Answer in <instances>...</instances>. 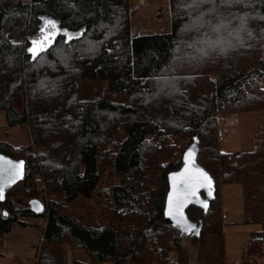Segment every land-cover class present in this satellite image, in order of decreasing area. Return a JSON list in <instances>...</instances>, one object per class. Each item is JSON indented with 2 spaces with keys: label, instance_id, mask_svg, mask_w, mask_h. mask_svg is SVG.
I'll use <instances>...</instances> for the list:
<instances>
[{
  "label": "trees",
  "instance_id": "obj_1",
  "mask_svg": "<svg viewBox=\"0 0 264 264\" xmlns=\"http://www.w3.org/2000/svg\"><path fill=\"white\" fill-rule=\"evenodd\" d=\"M169 2V31L133 35L130 0H0V110L30 134L18 145L0 135V151L27 165L0 199V246L26 225L20 215L47 214L38 264H67L66 245L90 257L73 264H190L163 210L167 175L195 136L217 190L206 210L187 208L200 226L189 237L222 234L225 183L241 185L246 215L264 226V129L254 149L228 152L215 117L264 108V0ZM44 27L51 43L34 54ZM81 197L105 205L107 222L71 211ZM263 231L241 261L206 264H261Z\"/></svg>",
  "mask_w": 264,
  "mask_h": 264
},
{
  "label": "rangeland",
  "instance_id": "obj_2",
  "mask_svg": "<svg viewBox=\"0 0 264 264\" xmlns=\"http://www.w3.org/2000/svg\"><path fill=\"white\" fill-rule=\"evenodd\" d=\"M130 6L133 35L167 32L171 29L169 0H130ZM208 75L214 83L217 82L216 73L210 72ZM215 117L220 121L219 139L222 150L239 153L254 149V138L264 129V108L237 110L222 114L217 112ZM0 135L17 145L26 144L30 139L27 124L9 125L3 110H0ZM39 184L42 183L39 182ZM221 193L222 234L207 235L204 242L199 244L189 237L191 235L182 234L178 229L186 250H188L187 257L190 264L213 263L217 260H225L229 263L241 261L247 243L255 234L254 232L264 230L262 222L250 220L246 215L242 188L239 183L222 184ZM13 200L19 207H26L29 202L28 198L20 195H14ZM95 200L81 197L80 201L71 206V211L94 223L99 222L98 220L107 222L109 209L103 204H97ZM20 216L26 225L16 224L11 232L5 234L4 244L0 246V263L2 264H38V246L45 238L48 215ZM260 234L264 235V231ZM86 254L83 249L73 250L66 245L67 264H73L75 259L87 258L89 255ZM261 264H264V255Z\"/></svg>",
  "mask_w": 264,
  "mask_h": 264
},
{
  "label": "water",
  "instance_id": "obj_3",
  "mask_svg": "<svg viewBox=\"0 0 264 264\" xmlns=\"http://www.w3.org/2000/svg\"><path fill=\"white\" fill-rule=\"evenodd\" d=\"M49 38V36H45ZM33 41L37 43L34 44ZM31 41V51L39 53L46 49L51 39ZM200 140L195 136L183 153V163L167 175V194L165 199L164 216L182 234L194 235L200 233L197 221L192 220L187 212L191 205H199L205 210L209 207L216 194V181L212 173L200 163L198 155ZM27 165L23 158H15L0 151V199L5 201L7 193L26 177ZM35 212L45 211L47 205L40 198L29 199L28 205ZM5 214L7 212L5 211ZM190 229V230H188Z\"/></svg>",
  "mask_w": 264,
  "mask_h": 264
},
{
  "label": "flooded vegetation",
  "instance_id": "obj_4",
  "mask_svg": "<svg viewBox=\"0 0 264 264\" xmlns=\"http://www.w3.org/2000/svg\"><path fill=\"white\" fill-rule=\"evenodd\" d=\"M45 32H47V31H46V29H45V27H44V29H43V33H41L40 35H38V36H37V39H36V38H32V41H33V40H38V41H39V40L45 38V36H47V35H45V34H46Z\"/></svg>",
  "mask_w": 264,
  "mask_h": 264
},
{
  "label": "crops",
  "instance_id": "obj_5",
  "mask_svg": "<svg viewBox=\"0 0 264 264\" xmlns=\"http://www.w3.org/2000/svg\"><path fill=\"white\" fill-rule=\"evenodd\" d=\"M87 255V254H86ZM79 260V259H78ZM82 261H90V257L88 256L87 258L83 259Z\"/></svg>",
  "mask_w": 264,
  "mask_h": 264
},
{
  "label": "snow or ice",
  "instance_id": "obj_6",
  "mask_svg": "<svg viewBox=\"0 0 264 264\" xmlns=\"http://www.w3.org/2000/svg\"><path fill=\"white\" fill-rule=\"evenodd\" d=\"M49 23H51V22H49ZM33 43L36 44L37 42L36 41H33ZM30 51H31V49H30ZM188 230H190V229H188Z\"/></svg>",
  "mask_w": 264,
  "mask_h": 264
}]
</instances>
